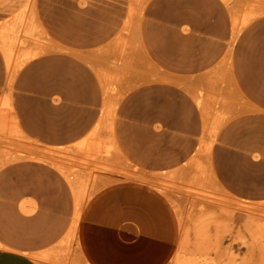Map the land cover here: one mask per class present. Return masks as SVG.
Listing matches in <instances>:
<instances>
[{"label": "rangeland", "instance_id": "obj_1", "mask_svg": "<svg viewBox=\"0 0 264 264\" xmlns=\"http://www.w3.org/2000/svg\"><path fill=\"white\" fill-rule=\"evenodd\" d=\"M128 182L169 264H264V0H0V255L87 264L68 232Z\"/></svg>", "mask_w": 264, "mask_h": 264}, {"label": "crops", "instance_id": "obj_2", "mask_svg": "<svg viewBox=\"0 0 264 264\" xmlns=\"http://www.w3.org/2000/svg\"><path fill=\"white\" fill-rule=\"evenodd\" d=\"M74 196L77 204L83 193L76 190ZM77 236L87 264H169L176 251L177 221L158 190L128 182L97 195L78 222ZM0 264L30 263L0 255Z\"/></svg>", "mask_w": 264, "mask_h": 264}, {"label": "bare ground", "instance_id": "obj_3", "mask_svg": "<svg viewBox=\"0 0 264 264\" xmlns=\"http://www.w3.org/2000/svg\"><path fill=\"white\" fill-rule=\"evenodd\" d=\"M76 217H77V216H76ZM76 221H77V220H75V223H77ZM73 229H75V230H76V229H77V225H73V227H72L71 231H73Z\"/></svg>", "mask_w": 264, "mask_h": 264}]
</instances>
